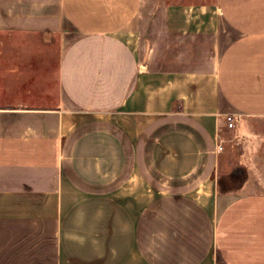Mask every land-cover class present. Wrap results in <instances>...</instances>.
<instances>
[{
	"label": "crops",
	"instance_id": "1",
	"mask_svg": "<svg viewBox=\"0 0 264 264\" xmlns=\"http://www.w3.org/2000/svg\"><path fill=\"white\" fill-rule=\"evenodd\" d=\"M137 257L264 264V0H0V264Z\"/></svg>",
	"mask_w": 264,
	"mask_h": 264
},
{
	"label": "rangeland",
	"instance_id": "2",
	"mask_svg": "<svg viewBox=\"0 0 264 264\" xmlns=\"http://www.w3.org/2000/svg\"><path fill=\"white\" fill-rule=\"evenodd\" d=\"M238 171H241V169H238ZM118 196L123 199L127 200L128 202L131 203L132 208L131 211L133 213L139 211L142 206L145 203L146 200V194L144 193V189L142 186H136V185H129L118 194ZM48 203L50 202V199L44 200L43 203ZM137 264H140V257H137Z\"/></svg>",
	"mask_w": 264,
	"mask_h": 264
},
{
	"label": "built area",
	"instance_id": "3",
	"mask_svg": "<svg viewBox=\"0 0 264 264\" xmlns=\"http://www.w3.org/2000/svg\"><path fill=\"white\" fill-rule=\"evenodd\" d=\"M239 116H235V115H228L226 118L227 121V125L230 129L234 128L237 124V121L239 120ZM224 147L223 146H219V151H223Z\"/></svg>",
	"mask_w": 264,
	"mask_h": 264
}]
</instances>
